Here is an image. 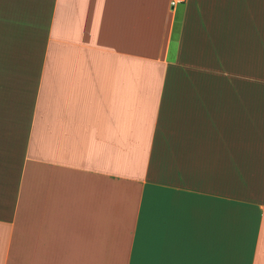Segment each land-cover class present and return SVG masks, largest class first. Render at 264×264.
I'll return each mask as SVG.
<instances>
[{
	"label": "crops",
	"instance_id": "crops-1",
	"mask_svg": "<svg viewBox=\"0 0 264 264\" xmlns=\"http://www.w3.org/2000/svg\"><path fill=\"white\" fill-rule=\"evenodd\" d=\"M0 0V264H264V0Z\"/></svg>",
	"mask_w": 264,
	"mask_h": 264
},
{
	"label": "built area",
	"instance_id": "built-area-1",
	"mask_svg": "<svg viewBox=\"0 0 264 264\" xmlns=\"http://www.w3.org/2000/svg\"><path fill=\"white\" fill-rule=\"evenodd\" d=\"M186 0H169L168 1V4H169V7L171 9L175 8L176 6H178L179 4H182L184 3Z\"/></svg>",
	"mask_w": 264,
	"mask_h": 264
}]
</instances>
